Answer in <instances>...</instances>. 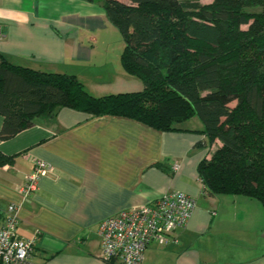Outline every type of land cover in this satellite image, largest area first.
<instances>
[{
  "label": "crops",
  "instance_id": "crops-1",
  "mask_svg": "<svg viewBox=\"0 0 264 264\" xmlns=\"http://www.w3.org/2000/svg\"><path fill=\"white\" fill-rule=\"evenodd\" d=\"M107 26L102 7L83 0H0V54L15 65L75 75L94 96L140 91L123 69H83ZM178 126L159 131L67 107L36 118L0 140V151L13 156L0 167V228L14 204L20 236L35 237L31 264H120L104 258L99 222L182 191L196 199L187 224L175 231L176 242L149 244L142 264H264V207L244 195L204 194L196 172L210 149L202 123L191 117ZM35 160L51 169L24 199L18 188Z\"/></svg>",
  "mask_w": 264,
  "mask_h": 264
},
{
  "label": "trees",
  "instance_id": "trees-1",
  "mask_svg": "<svg viewBox=\"0 0 264 264\" xmlns=\"http://www.w3.org/2000/svg\"><path fill=\"white\" fill-rule=\"evenodd\" d=\"M83 1L100 5L117 28L122 68L142 89L94 96L75 75L0 54V140L62 107L159 131L182 130L197 117L210 148L196 168L202 192L244 195L264 207V11L244 10L264 0ZM12 160L0 151V167Z\"/></svg>",
  "mask_w": 264,
  "mask_h": 264
},
{
  "label": "built area",
  "instance_id": "built-area-1",
  "mask_svg": "<svg viewBox=\"0 0 264 264\" xmlns=\"http://www.w3.org/2000/svg\"><path fill=\"white\" fill-rule=\"evenodd\" d=\"M3 36L0 28V38ZM50 165L35 160L18 192L24 199L37 188L39 178L50 171ZM196 207V199L182 191H171L144 205L123 209L103 218L98 233L106 260L120 264H142L144 251L152 242L166 245L176 242L175 231L185 227ZM17 206L10 204L0 228V264H31L35 237L24 238L18 232Z\"/></svg>",
  "mask_w": 264,
  "mask_h": 264
},
{
  "label": "rangeland",
  "instance_id": "rangeland-1",
  "mask_svg": "<svg viewBox=\"0 0 264 264\" xmlns=\"http://www.w3.org/2000/svg\"><path fill=\"white\" fill-rule=\"evenodd\" d=\"M125 1V0H123ZM212 0H199L202 4L210 3ZM244 10L249 13H259L264 11V6L260 5H247ZM244 25L242 28H246ZM102 40L98 46H95V54L91 61L83 66V69H117L122 70L120 54L123 49V40L117 30V28L108 21V26L104 32H102ZM132 79L141 85V81L138 78L132 77ZM110 94V93H109ZM196 121H199L195 117Z\"/></svg>",
  "mask_w": 264,
  "mask_h": 264
}]
</instances>
